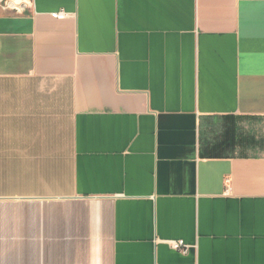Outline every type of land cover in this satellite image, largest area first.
Wrapping results in <instances>:
<instances>
[{
    "label": "crops",
    "instance_id": "1",
    "mask_svg": "<svg viewBox=\"0 0 264 264\" xmlns=\"http://www.w3.org/2000/svg\"><path fill=\"white\" fill-rule=\"evenodd\" d=\"M0 264H264V0H0Z\"/></svg>",
    "mask_w": 264,
    "mask_h": 264
},
{
    "label": "built area",
    "instance_id": "2",
    "mask_svg": "<svg viewBox=\"0 0 264 264\" xmlns=\"http://www.w3.org/2000/svg\"><path fill=\"white\" fill-rule=\"evenodd\" d=\"M52 15L55 18L62 19L68 16V13L65 11H57V12L52 13ZM170 243H171L172 248L182 251V252H186L189 247V245L186 244L184 240H172Z\"/></svg>",
    "mask_w": 264,
    "mask_h": 264
}]
</instances>
